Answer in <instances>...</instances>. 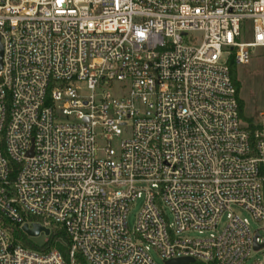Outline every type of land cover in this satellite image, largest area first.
Segmentation results:
<instances>
[{
    "label": "built area",
    "instance_id": "1",
    "mask_svg": "<svg viewBox=\"0 0 264 264\" xmlns=\"http://www.w3.org/2000/svg\"><path fill=\"white\" fill-rule=\"evenodd\" d=\"M1 47L0 264L264 252V111L252 132L231 75L264 55V0H0ZM6 222L64 230L68 261Z\"/></svg>",
    "mask_w": 264,
    "mask_h": 264
},
{
    "label": "rangeland",
    "instance_id": "2",
    "mask_svg": "<svg viewBox=\"0 0 264 264\" xmlns=\"http://www.w3.org/2000/svg\"><path fill=\"white\" fill-rule=\"evenodd\" d=\"M253 39L251 28L242 37V41L248 42ZM236 77L241 85L239 92V99L243 102V109L241 111V116L244 121L252 125L251 131H261L263 129L262 124L263 119L261 113L264 111V55L261 49H255L251 56V59L246 65L236 66ZM257 125V126H255ZM3 153L6 156V150L3 148ZM15 168V163L11 164V169ZM144 205V200H137L132 203L128 212V227L131 231L134 230L138 215ZM163 212L168 224L174 223V218L167 207H163ZM232 211L242 218H246L249 222V227L252 231L262 228V223L256 221L252 214L243 208L237 206L232 207ZM227 214H224L220 224L218 226V231H222L227 224ZM192 237H198V234H191ZM29 239V241L41 247L45 244L47 237L41 234L39 237L31 238L24 233V239ZM61 253L64 258L68 261L67 249L61 247ZM152 259L156 264H165L160 255L155 251H151ZM256 262H261L264 264V252H253L251 257L247 259L245 264H254ZM196 264H200L197 262Z\"/></svg>",
    "mask_w": 264,
    "mask_h": 264
},
{
    "label": "trees",
    "instance_id": "3",
    "mask_svg": "<svg viewBox=\"0 0 264 264\" xmlns=\"http://www.w3.org/2000/svg\"><path fill=\"white\" fill-rule=\"evenodd\" d=\"M231 75H232V79H233L234 84L236 85V88H237L238 93H239L240 89H241V85H240L239 81L237 80L236 65L233 62L231 63ZM242 109H243V102L240 100V110L242 111ZM14 177H15V174L12 176V179H14ZM6 227L11 230V232L15 238L23 241L24 233L19 228L12 225L10 222H6ZM67 241H68V237H67L65 231L62 229H59V230L57 229V230L52 231L51 236L48 239V242L41 247H38V246L32 244L29 241V239H26L23 242L25 243L26 246L32 247V248L37 249V250L44 251V250H47L51 247H55L56 249H58L61 252V247H62L63 249H67V252H68V248L62 243V242L66 243ZM80 262H81V264H85V262L81 259H80Z\"/></svg>",
    "mask_w": 264,
    "mask_h": 264
},
{
    "label": "water",
    "instance_id": "4",
    "mask_svg": "<svg viewBox=\"0 0 264 264\" xmlns=\"http://www.w3.org/2000/svg\"><path fill=\"white\" fill-rule=\"evenodd\" d=\"M2 47H1V52H0V70L2 68ZM23 232L31 237V238H35V237H39L41 235V233L45 232L46 235L50 234V231L47 229H44L42 226L35 224L33 225V228L30 229L27 225L23 227ZM260 248H262L261 246H258L255 244V250H259ZM194 263L193 259H177V260H171L169 262H166V264H192Z\"/></svg>",
    "mask_w": 264,
    "mask_h": 264
}]
</instances>
